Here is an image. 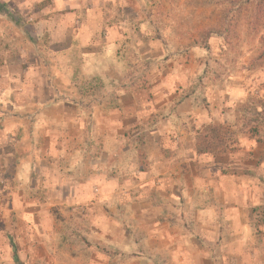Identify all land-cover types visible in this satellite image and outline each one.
<instances>
[{"label": "clouds", "instance_id": "1", "mask_svg": "<svg viewBox=\"0 0 264 264\" xmlns=\"http://www.w3.org/2000/svg\"><path fill=\"white\" fill-rule=\"evenodd\" d=\"M0 264H264V0H0Z\"/></svg>", "mask_w": 264, "mask_h": 264}]
</instances>
